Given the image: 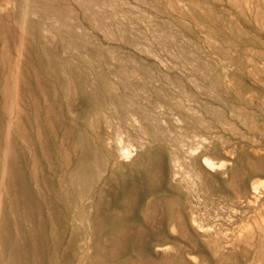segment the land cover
<instances>
[{
	"label": "rangeland",
	"instance_id": "obj_1",
	"mask_svg": "<svg viewBox=\"0 0 264 264\" xmlns=\"http://www.w3.org/2000/svg\"><path fill=\"white\" fill-rule=\"evenodd\" d=\"M0 16V264L17 227L31 264H264V0H0Z\"/></svg>",
	"mask_w": 264,
	"mask_h": 264
},
{
	"label": "bare ground",
	"instance_id": "obj_2",
	"mask_svg": "<svg viewBox=\"0 0 264 264\" xmlns=\"http://www.w3.org/2000/svg\"><path fill=\"white\" fill-rule=\"evenodd\" d=\"M5 1V0H4ZM237 3L239 4H242V3H248V2H251V0H236ZM260 0H255V4L258 6ZM182 4V3H181ZM191 4V2H190ZM6 6V5H5ZM3 6V7H5ZM8 6V5H7ZM167 6V5H166ZM215 6V5H214ZM24 7V6H23ZM2 8V7H1ZM151 8V7H150ZM155 8V7H154ZM193 8V7H192ZM204 8V6H203ZM3 9V8H2ZM195 10V9H194ZM2 11V10H1ZM4 11V10H3ZM171 11V10H170ZM211 11V10H210ZM182 12V11H181ZM186 16V15H185ZM1 17V16H0ZM184 18V17H183ZM22 25V24H21ZM6 27V26H5ZM237 27V26H236ZM7 29V28H6ZM20 31V29H19ZM242 31V30H241ZM159 34V33H158ZM205 39V38H204ZM21 40V38H20ZM156 40V39H155ZM19 41V40H18ZM20 42V41H19ZM212 44V43H211ZM214 45V44H213ZM224 46V44H223ZM24 48V47H23ZM18 49V48H17ZM7 50V49H6ZM247 50V49H246ZM15 51V50H14ZM251 54V52H250ZM232 55V53H231ZM19 60V59H18ZM244 63V62H243ZM20 64V63H19ZM201 64V63H200ZM18 65V61L16 62V66ZM204 68V67H203ZM213 72V70H212ZM147 74V73H146ZM207 74V73H206ZM15 75V73H14ZM208 75V74H207ZM148 77V76H147ZM201 77V76H200ZM206 77V76H205ZM151 79V78H150ZM35 81V80H34ZM156 81V80H155ZM36 82V81H35ZM215 90V89H214ZM142 91V90H141ZM13 92V91H12ZM146 93V92H145ZM211 93V92H210ZM213 95H214V92H213ZM16 106V105H15ZM11 107V106H10ZM15 108V107H14ZM10 125L11 123L8 121L5 125H4V130L6 132L7 135H9V130H10ZM258 125V124H257ZM254 129V128H253ZM261 133V132H260ZM36 135V134H35ZM8 137V136H7ZM7 139V138H6ZM193 140V139H192ZM108 143V142H107ZM184 145V144H183ZM2 146V144H1ZM1 153H2V162H1V168H0V187L4 184V180H5V176H6V172H7V153H6V150L3 148L1 149ZM32 153V152H31ZM34 155V154H33ZM127 155V154H126ZM227 155V154H226ZM128 156V155H127ZM231 158V157H229ZM204 162H203V165L205 167H212L213 164L209 161V160H206V158H204ZM208 159V158H207ZM32 162V161H31ZM224 163V162H223ZM223 166V164H222ZM221 167V166H220ZM217 170V169H216ZM176 175V173H174ZM173 175V173H172ZM188 177V176H186ZM48 178V177H46ZM53 183V182H52ZM50 183V184H52ZM262 182L261 181H257L253 183V185H251V199H254L257 200L261 195H260V184ZM263 185V184H262ZM37 187V186H36ZM114 192V191H113ZM21 193V192H20ZM112 193V192H111ZM1 195V193H0ZM25 195V192L23 194V197ZM189 201V200H188ZM257 202V201H256ZM10 204V203H9ZM227 204V203H226ZM255 204V203H254ZM252 204V205H254ZM2 205V204H1ZM23 205V204H22ZM233 205V204H232ZM243 206V205H242ZM17 209V208H16ZM262 209V208H261ZM264 209V208H263ZM24 210V209H23ZM230 210V209H229ZM193 211V210H192ZM222 211V210H221ZM235 212V210H233ZM245 211V210H244ZM29 217H31L32 215V210L31 208H29ZM100 213V212H99ZM222 213V212H221ZM230 213V212H228ZM243 213V212H242ZM101 214V213H100ZM199 214V213H198ZM210 216V215H209ZM235 216V215H234ZM42 219V218H41ZM201 219V218H200ZM229 219V218H228ZM232 219V218H230ZM229 219V220H230ZM2 223H0L1 225V228H2V236L0 235V243L2 244V246H5L6 242H5V238L7 236V233L9 231V227H8V223H7V220H5V218H2ZM39 220V219H38ZM44 224V223H43ZM218 224V223H217ZM257 224V223H256ZM214 225V224H213ZM29 226V224H28ZM220 226V225H219ZM246 226V225H245ZM251 226V225H250ZM243 227V226H242ZM258 228V226H255ZM43 228V226H42ZM174 228V227H173ZM220 228V227H219ZM256 228V230H257ZM247 229V228H246ZM28 233H29V249L31 254L37 259L38 257V254L40 252V249H41V239L39 237L38 234H36L34 232V230L29 226L28 227ZM207 230V229H206ZM16 233H17V238H16V241L14 243V246L12 248V254H11V258H12V261H13V264H31L29 259H28V254L29 253L23 243V238H22V231H21V228H16L15 229ZM171 231V230H170ZM174 231V230H173ZM209 231V230H208ZM175 232V231H174ZM219 232V230H218ZM228 232V231H227ZM45 233V232H44ZM176 234V233H175ZM258 235V234H257ZM257 238V237H256ZM252 239V237H251ZM220 240V239H219ZM250 240V239H249ZM93 241V240H92ZM223 241V240H222ZM258 241V240H257ZM232 243V241H231ZM234 243V242H233ZM227 244V243H226ZM228 245V244H227ZM263 245V244H262ZM230 247V246H229ZM201 249V248H200ZM203 251V250H202ZM103 255V254H102ZM107 256V255H106ZM107 258V257H106ZM194 259V258H193ZM155 263V262H154Z\"/></svg>",
	"mask_w": 264,
	"mask_h": 264
}]
</instances>
